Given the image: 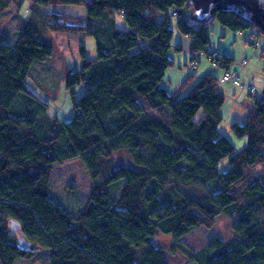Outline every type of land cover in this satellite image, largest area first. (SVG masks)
<instances>
[{"label": "trees", "instance_id": "trees-1", "mask_svg": "<svg viewBox=\"0 0 264 264\" xmlns=\"http://www.w3.org/2000/svg\"><path fill=\"white\" fill-rule=\"evenodd\" d=\"M29 1L33 12L60 5L86 9L85 17L41 11L44 28L56 37L96 39L98 57L85 60L81 47L82 68L68 70L67 89L85 80L86 69L95 64L115 60L117 65L86 85L71 122L42 119L44 104L28 81L32 67L51 58L54 47L40 39L32 23L18 29L14 46L0 31V264L35 258L40 250L51 252L50 264H166L164 249L183 254L187 264H264V98L249 109L246 123L230 125L236 137L247 138L237 151L220 134L226 97L217 77L207 73L181 99L161 86L174 66L168 11L176 8L180 15L192 7L190 0ZM11 4L0 0V13ZM122 12L129 30L102 22ZM215 20L235 33L252 27L235 12H219ZM209 21L199 20L198 27L177 23L191 38L192 54L212 46ZM257 29L253 38L263 34ZM226 61L232 63L228 56ZM24 94L35 99V112L19 115L13 108ZM123 154L131 163L116 165ZM77 159L86 166L92 191L72 212L52 198L50 183L55 165ZM226 160L229 167L222 172ZM120 180L125 187L113 198L109 188ZM221 214L239 217L232 248L217 238L195 252L182 241L199 227L212 228ZM12 222L32 249L20 246ZM157 237L162 246L154 242Z\"/></svg>", "mask_w": 264, "mask_h": 264}, {"label": "rangeland", "instance_id": "rangeland-1", "mask_svg": "<svg viewBox=\"0 0 264 264\" xmlns=\"http://www.w3.org/2000/svg\"><path fill=\"white\" fill-rule=\"evenodd\" d=\"M12 4L2 13H0V31L7 35L6 42L9 45H16L18 40V29L26 23L34 24L40 31V39L49 41L54 47V55L47 59L45 62H38L32 67L33 78L28 81L31 92L37 96V98L43 102L45 111H42L40 117H53L57 116L63 123H69L75 115L74 103L78 102L83 96L86 85L92 81L103 78L109 73L115 70L117 62L112 60L110 62L95 64L86 69L85 80H82L80 84L76 85L72 91L67 89V72L68 70H80L82 68V54L81 47L85 49V60L92 61L98 57L97 42L94 37L83 36H59L56 37L44 28L42 21V12H55L61 11L65 14L74 17H85L86 9L82 6L76 5H60L43 8L41 11L33 12L31 2L29 0H11ZM176 8L169 9L168 13L171 16L170 26L174 31V36L171 43V48L168 51V56L173 60L174 66L167 70L166 75L161 83V86L167 89L171 94H174L177 85H179L181 78L186 79L194 75V82L180 91L176 92L179 98H184L188 95L189 91L201 80L207 73H212L215 77L221 80L225 74V69L212 65L207 57L200 59V62L196 69L187 65L193 54L190 51L191 38L182 34L177 26L180 20H187L192 25L198 27L199 20L194 13V7L190 9L184 7L181 10L180 15H175ZM102 22L109 27L115 26L120 31L129 30L128 23L124 20V17L120 13H116L112 18H106ZM209 36L212 43L220 53H231L236 46L237 51L234 53L236 62L239 63L246 53L245 40L252 42V33L257 32V27L253 26L243 31L242 36L238 33L232 32L229 28L222 25L218 20H215L209 25ZM255 38L259 43L264 44V34H260ZM106 43H108L105 40ZM141 44L136 48L140 49ZM251 50V46L249 45ZM115 62V63H114ZM255 67L260 68L261 71L257 73L256 82L257 93L254 94V98L263 100L264 98V58L255 57L250 61L247 68L242 72L241 79L243 84H248L245 80L250 78L248 76L253 72ZM240 66L235 64L232 66V70H240ZM248 76V77H247ZM232 83L219 82V90L228 91L229 95L235 91H239V86H231ZM233 85V84H232ZM178 90V89H177ZM176 90V91H177ZM221 90V91H222ZM74 92V94L72 93ZM244 95L247 91L243 90ZM247 97V95H246ZM249 97V96H248ZM250 98V97H249ZM249 100L252 101L250 98ZM253 103V102H251ZM35 99L31 95H21L19 101L13 108V112L19 115H23L25 112L34 113ZM226 104V103H225ZM248 109V108H247ZM228 118H225L223 124L220 125L219 130L224 132V128ZM224 136L228 137L233 143L237 151L244 149L247 143V138H238L231 131L230 127L225 130ZM62 141H57V146H62ZM117 163L130 164L131 160L127 156L120 155L117 157ZM228 160L222 162L220 165V171H226L228 169ZM125 181L120 180L112 184L109 188L111 196L117 198L123 188L125 187ZM68 186L72 189H69ZM214 191L220 189L219 183L214 181L211 183ZM51 196L52 198L61 204L69 211L76 212L81 209L89 200L92 191V182L87 172L84 163L77 159L71 162H67L61 165H55L53 168L51 183ZM192 194L199 195L198 190H192ZM238 216H228L226 214L219 215L212 228L199 227L196 230L190 232L182 238V241L189 246L195 252H199L204 249L210 241L214 239H221L226 243V248L230 249L235 245V234L233 227L238 222ZM154 242L158 245L163 244L162 238H155ZM169 242V241H168ZM163 246H167L166 244ZM163 258L166 264H187V259L183 254L177 252L171 254L167 249L163 251ZM51 252L49 250H40L35 258L31 259H19L15 264H50Z\"/></svg>", "mask_w": 264, "mask_h": 264}, {"label": "water", "instance_id": "water-1", "mask_svg": "<svg viewBox=\"0 0 264 264\" xmlns=\"http://www.w3.org/2000/svg\"><path fill=\"white\" fill-rule=\"evenodd\" d=\"M198 20L209 19L213 22L219 12H235L250 25L257 26L264 34V0H190ZM11 230L19 234V244L25 249L33 246L24 238L20 226L12 222Z\"/></svg>", "mask_w": 264, "mask_h": 264}, {"label": "crops", "instance_id": "crops-1", "mask_svg": "<svg viewBox=\"0 0 264 264\" xmlns=\"http://www.w3.org/2000/svg\"><path fill=\"white\" fill-rule=\"evenodd\" d=\"M246 41H247V39L244 42L245 45H246V47H247V49H246L247 52L244 53V55H246V56H244L243 59L239 63H237L236 62V59L234 58V56H235L234 53H236V51H237V47L236 46L233 48V50H232V52L230 54L228 53V57L231 58V60H232V65H231L230 69H232V66L235 65V64H237V65L240 66V64L244 60L250 58L252 51L249 49V45L246 44ZM253 41H258V39L257 38H253ZM253 59L254 58H252L251 60H253ZM199 62H200V60H199ZM254 69L255 70L253 72H250L251 74L248 75V76H250V78H247L248 80H245L244 79V81L245 82H248L249 85H252V86H255L256 88H258L256 86V84H257L256 82L258 81L256 79V76H257V73L259 74L258 71H261V69L260 68H257V67H255ZM257 69H258V71H257ZM187 79L185 81V76H184V78H181V81H180L179 85H177V87H176V90L177 89L178 90L177 91L175 90L174 91V94H178L176 92L180 91V89H182L184 87V85L187 82ZM192 81L194 82V79ZM220 82H221V80H220ZM221 83H223V82H221ZM258 83H259V81H258ZM189 84H190V82H189ZM229 85L234 86V84L233 85L232 84H229ZM243 90L247 91L244 88H239V91L238 90L235 91L232 94V96L229 95V92L228 91H224V90L221 91L222 93H224V95L226 97V104L224 105V107L222 109L223 122L225 121V118H228L227 119L228 122L226 123V126L224 128V132H225L226 129H228V127H230V125L233 122H239V123H242V124L243 123H246L247 118H248L249 109L254 105L255 101L258 100L256 98L252 97V95H250L248 93V91H247V94H246L247 97H246V95H244ZM248 96L252 99V101L249 100L250 98ZM251 102H253V103H251ZM224 132L222 130V131H220V134L224 135L225 134Z\"/></svg>", "mask_w": 264, "mask_h": 264}, {"label": "built area", "instance_id": "built-area-1", "mask_svg": "<svg viewBox=\"0 0 264 264\" xmlns=\"http://www.w3.org/2000/svg\"><path fill=\"white\" fill-rule=\"evenodd\" d=\"M122 16H124V12L121 13ZM243 32H238L239 36H242ZM251 43V56L249 59L244 60L241 64H240V70H232L230 69L232 63H228L226 61V57L228 56L227 52L224 53H220L214 46H211L208 50L207 53H195L193 54V57L191 59V61L188 63V65L193 68L196 69L198 64H199V60L203 57H207L210 62L212 63V65L215 66H222V67H226V71L225 74L223 76V78L221 79V82L223 83H232L236 86L242 87L244 89H246L248 91V93L252 96H254L255 93H257V88L255 86L249 85V84H243L242 83V79H241V75L242 72L247 68V66L249 65L250 61L252 58L255 57H264V44L259 43L258 41H252Z\"/></svg>", "mask_w": 264, "mask_h": 264}]
</instances>
